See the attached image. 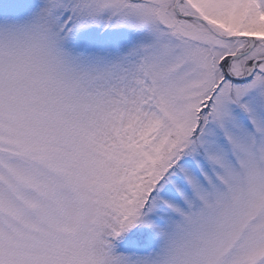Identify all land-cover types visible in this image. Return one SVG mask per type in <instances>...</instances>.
I'll return each mask as SVG.
<instances>
[{
	"label": "snow or ice",
	"instance_id": "obj_1",
	"mask_svg": "<svg viewBox=\"0 0 264 264\" xmlns=\"http://www.w3.org/2000/svg\"><path fill=\"white\" fill-rule=\"evenodd\" d=\"M0 264H264V0H0Z\"/></svg>",
	"mask_w": 264,
	"mask_h": 264
}]
</instances>
